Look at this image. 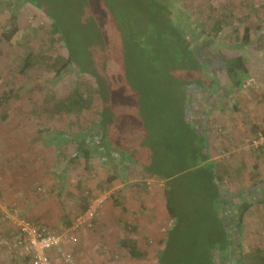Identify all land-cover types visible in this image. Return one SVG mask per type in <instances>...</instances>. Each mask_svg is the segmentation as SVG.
Instances as JSON below:
<instances>
[{
  "label": "rangeland",
  "instance_id": "obj_1",
  "mask_svg": "<svg viewBox=\"0 0 264 264\" xmlns=\"http://www.w3.org/2000/svg\"><path fill=\"white\" fill-rule=\"evenodd\" d=\"M169 2L171 6L164 4L160 9L151 5L149 0H0V71L2 73L0 97L9 96L11 102L6 105L8 110L14 112L7 123L10 125L18 123L26 131L36 129L35 132L38 134L44 132L45 134L39 136V140L50 141L53 136L56 138V134H53L55 129L66 131L67 134H79L80 131L87 129L91 121L97 123L96 126L98 122H103L108 126L105 142L110 152L109 156L115 154L127 165L138 167L131 171L130 176L132 177L130 180L135 179L136 183L132 182L126 188H131L127 190L130 209H137L135 214L145 217L142 218L141 226L138 224L137 231L122 232V235L135 238L136 241L138 239L141 247L147 250L148 258L133 263L117 264H203V262L213 264L216 260L215 257L207 254L211 251L209 233L214 224L208 220L213 215L211 212L206 213V210H210L208 198L202 190L203 178L199 175L206 164L200 169L194 167V154L191 153L197 142L200 143V136L192 132V139L189 141L187 133L183 131L185 127H181L177 121V114L182 111L184 103L180 101L182 92L195 84L194 81L197 79H194L193 75L195 69L192 67L190 69L195 59L191 55L193 51L186 52L179 47L177 32L171 30L172 26L177 25V0H169ZM39 6L45 7L46 10ZM49 10L54 14L53 17L55 19L57 17L69 30L78 52L77 65H69L61 70L60 74H57L56 68L50 63L54 58L66 59L68 48L59 36L56 37L57 41H52V18L48 14ZM155 10L159 12L154 13ZM12 12L18 16L19 30L8 40L3 36V32L11 29L9 18ZM203 23L207 24L205 19ZM186 36L190 37V35ZM101 37L108 42L109 51L104 50ZM217 43L221 44V40ZM219 44L215 45L216 49ZM142 47L145 51L141 54L139 50ZM205 49L206 47L203 46L202 58L205 61L209 60L210 63L219 64L220 57L228 56L214 55L209 49L208 54H205ZM29 55L32 65L30 64L23 72L22 68ZM200 69L205 75L203 83L209 82L208 86L216 90L220 83L216 79L214 69L205 64ZM217 73L218 77L226 75L222 68ZM78 89L81 94L89 95L95 102L94 112L82 114L81 128L69 124L75 119L73 115L63 114L60 119L50 112L52 109L50 106L58 99L71 96V92ZM212 99V96L208 97V101H213ZM218 101L214 98L213 103L216 105ZM203 105H206V102L202 101L197 109L194 106L191 109L202 111ZM86 117L88 120L85 119ZM40 129L43 132L37 131ZM46 129L53 131L48 133ZM3 145L4 143L0 142V264H29L23 255L15 256L9 248L10 242L17 237V231L12 223L3 218L4 205L15 203L23 216L37 221L41 228L60 232L65 226V212L73 219L81 211V197L86 192L90 195H98L109 193L111 190L115 195H119V188L111 186L109 180L114 173L121 178L117 185L124 186L129 181V176L126 182L122 179L123 169L126 170L124 166L118 164L111 167L103 157H100L101 153L94 151L88 167L83 158L74 163L65 182L69 189L61 193L62 196L58 199L56 198L60 194L57 190L50 194L51 192L47 191L42 183H23L24 186L21 187L27 185L29 187H26L27 193L21 194L17 188L19 183H15V180L17 181V177L20 180L25 178V175L21 174L23 169L17 167L22 157L19 156L16 160L15 151H3ZM253 150H247L251 154L244 156V159L252 158L248 165L246 162L244 172L248 174L259 172L257 180L261 179L263 182L253 195L256 204L252 207L254 208L252 216L246 219L249 236L240 238L235 228L233 238L236 242L239 238L243 242L245 240L246 248L257 245L264 251V204H257L258 201H264V163L261 164L260 160L254 159ZM55 154L57 155L51 153L49 157L56 160ZM73 154L75 150L70 149L63 155L71 157ZM47 160L45 157L44 162L36 160L31 164L38 167L37 170H41L50 164ZM36 163H40V166ZM61 165L62 163L58 162V171H62ZM55 173L57 174L53 176ZM61 173L48 172L45 176L59 182L62 180ZM164 174L175 175L172 188L178 215L172 219L166 209L165 221L159 217L160 223L157 224L152 220H154V212L161 207H157L155 195L159 191L162 199L164 184L153 178L164 177ZM235 176L234 174L230 176L234 178L228 177L227 184H223L228 193L238 188V184L234 183ZM241 180L245 181L242 177ZM207 183L208 181L205 180V184ZM23 194L26 196L25 204L20 203L19 200V197L24 198ZM142 197L145 199L143 206H141ZM228 200L226 199V209L230 203ZM245 200L246 198L242 196L241 199L236 200L235 205L238 206L239 202ZM41 211L48 215L40 213ZM115 212H111L105 218L106 224L110 222ZM120 213L133 217L131 212L120 211ZM114 222L115 220L112 221ZM79 234L85 241H89L90 235L96 236L95 240L101 243L97 252L102 251L105 254L109 251L108 238H105L103 233H101L102 237H97L99 233L90 230L78 232V240L73 243L74 245H70L74 246L73 249L79 250L80 245L84 244ZM91 241H93L92 237ZM218 245L222 246V243L218 242ZM64 248H69V244ZM220 248L224 249L223 246ZM73 249L70 250L75 253ZM254 251L252 249V253ZM103 257L100 255L94 259L91 256L84 261L85 264H105ZM74 259V263L78 264V256ZM53 263L68 264L55 253Z\"/></svg>",
  "mask_w": 264,
  "mask_h": 264
},
{
  "label": "crops",
  "instance_id": "obj_2",
  "mask_svg": "<svg viewBox=\"0 0 264 264\" xmlns=\"http://www.w3.org/2000/svg\"><path fill=\"white\" fill-rule=\"evenodd\" d=\"M204 19L207 24L203 23ZM177 25L180 32L182 30L184 31L183 33L186 38V35H190L188 38L193 42L196 54L198 53V50L201 51L204 46V48L206 47L207 50L209 49L214 55H242L244 58L246 69L243 73H241L237 86L231 81L227 73H225L226 75L224 77H218L217 80L220 84L216 90H212L208 85L206 87L203 86V89L197 88V83L192 84L193 86L190 85L188 89H184L182 94L185 98L183 96L180 98V101L184 102L183 108L182 111L177 114V121L181 127H185L183 131L187 133L189 141L192 139V132L194 135H208V151L210 153V157L207 161H204L201 164L193 165L194 167H197L198 169L207 162L214 163L215 166L220 169L218 170L217 175L220 177L222 185L227 184L226 181L229 180L228 177L234 178L230 176H233L234 174L236 175L234 183L238 184L237 189H233V191L228 193L227 189L223 185V189H225L224 203H226V199H229L228 201L230 203L227 209V205H225L223 208L225 210H221V216L225 221L227 230L232 233V237H234L233 230L236 228L240 238L244 236L247 238L249 236V225H246V219L252 216V210L254 209L252 207L253 204H256L253 195L256 194L258 189H260L259 182H261V179L257 180L260 175L259 172H251L249 174L248 172H244L246 162L248 165V162L252 158L244 159V156L251 153L247 151L248 149L245 148L243 143L247 138L254 137L259 132H264V0H177ZM245 31H247L250 36V41L248 43L241 42ZM218 40H221V44L217 43L219 44V47L216 49L215 45H217L216 42ZM209 66L214 69V73L220 69L216 68L220 67L218 63H210ZM215 68L217 70H215ZM222 70L226 71L224 67ZM249 76H254L258 84L245 89L242 87V84ZM209 96H212L213 101H208ZM214 98L219 100L216 105L213 103ZM202 101L206 102V105H203L204 107L202 111L191 109L192 106L197 109L198 104ZM9 102H11L9 96L8 98L3 95L0 97V142L4 143L3 151H15L14 158H16V160L19 159V156L22 157L17 167L20 170L23 169L21 174L23 176L25 175V178H22V180H20L19 177L16 178L17 181L15 180V183H19L17 184V188H19V191L22 194L27 193L28 189H26V187H29V185L21 187V185L24 186L23 183H42L46 187L47 191L51 192L50 194L55 193L57 190L58 194H60L56 198L58 199L62 196L61 193H64L69 189L65 182L69 178V172L72 170V166L74 165V163L70 164V157H65L63 154L70 149L75 150V144L67 138L65 133L66 131L63 132L60 129H55L53 133L56 134V138L53 136L50 141H44L39 140V136L41 137L44 133L41 129L37 131L39 133H43L38 134L35 132L36 129L26 131V129H23L18 123L10 125L7 123V120H10V117L13 116L14 112L13 110L11 111V109L8 110L6 104H9ZM46 130L48 133H52L51 131H53L51 129ZM59 131H62L63 133H59ZM18 133L19 135H17ZM16 136H18V138ZM35 143L37 145H35ZM91 145L93 147L97 146L96 141L92 142ZM51 146H54L53 149H48ZM9 148H12V150ZM194 149L195 147L191 150V153L195 155ZM252 149H254L253 152L255 153L254 159L260 160L261 164L264 163V146L258 149ZM17 151L19 152L17 153ZM25 152L27 153L23 154ZM51 153H57V155L55 154L56 160L49 157ZM248 156L252 157L250 155ZM45 157L50 163L47 166L45 165V168L37 170L36 168L38 167L31 164V162L36 160L44 162ZM100 157H102V154ZM28 160L29 162H27ZM103 160L109 163L111 167H115L120 164L126 168V170L123 169L125 179H122L124 182L128 180L127 177L129 176V181L125 183L124 186L123 184L117 185V182L121 178L117 173H114V177L111 180V186H116V189L119 188V195L110 193L104 202V206L101 210L99 216L100 218L97 220L98 222L96 226L93 229H89L90 231H97L99 233L97 237H102L101 233H103L104 237L108 238L109 251L105 254H103L102 251L97 252L101 243H98L95 240L96 236L90 235V239H88L89 241H85L81 234H79L80 239L84 244L80 245L79 250H76L75 248L73 249L74 246H70L74 244H69V248H67V250H70L71 248L74 250V257L76 258V256H78L79 258L78 264L82 261V264H85L84 260L89 259L91 256L95 259V257L98 258L100 255L101 257L104 256L103 258L105 260L103 261H105V264L137 262V260L140 259L130 256L129 252L123 247L124 241L135 240V238H131L126 235L124 236L122 235V232H128L131 230L137 231L139 228L137 227L138 224L141 226L140 223L143 221L142 218L145 217H141V215H139V217L135 214L137 209H130L127 190H130L131 188H126V186L131 185L130 183H136L135 179L130 180L132 178L130 176L131 171L138 167L137 165H127L124 161L117 158L115 154L111 155L109 160L105 159V157H103ZM79 161L80 159L77 162ZM58 162L62 163V171H58L57 169ZM36 165L40 166V163H36ZM56 171L58 173L62 172L60 174L62 180L59 181L61 184H59L57 180L54 181L46 178V174L48 172L54 173ZM141 172L143 171L141 170ZM56 174L57 173L53 174V176ZM241 177L244 178L245 181L241 180ZM153 179H158L157 181H162L160 183L164 184L162 187L163 195L161 194L162 199L160 198L159 191H157V195H155V197H157V207L159 206V208H161H157L154 212L155 216L152 222L158 224L160 219L162 221H165L166 219V179H164V177ZM255 183H258V185ZM22 196H24L25 199L19 197L20 203L25 204L26 196L25 194ZM242 196L245 197V201L249 204L251 203L252 206L243 214V217L238 220L239 205L245 201H242L241 203L239 202L238 206L235 205V203L236 200H238V198L241 199ZM252 196L253 198H251ZM144 201L145 199L143 198L141 206L145 204ZM230 204L232 205L230 206ZM34 209L36 210V207H34ZM114 211L116 212L114 213L112 219L106 224L105 218ZM120 211L123 213L131 212L133 217H130L129 215H122L121 213L119 214ZM161 212H163L162 216ZM208 212L211 211L206 210V213ZM40 213L43 212L41 211ZM43 214L48 215L47 213ZM122 217H124V219ZM170 217L173 219L171 215ZM44 219H46V217H44ZM114 220L115 222L112 223ZM106 229L109 232L108 234ZM114 231L115 233H113ZM244 233H246V235H244ZM16 234V236H18V232H16ZM91 237L93 238V241H91ZM240 238L237 241V247H241L243 256L246 255L248 257H254L256 249H258L259 246L250 245V248H246L245 246L247 245L244 243L246 241L244 240L243 242ZM137 245L139 248L141 247V243L140 241L138 242V239ZM231 248H233V245H231ZM252 249L255 250L253 253ZM234 253L235 252L231 249L232 256H228V262L230 263L232 261L231 259H233L242 263L240 253ZM217 257H219V255ZM146 258H148V254ZM222 262L228 263L225 259L222 260ZM246 263L248 264L251 262H249L248 259L246 260Z\"/></svg>",
  "mask_w": 264,
  "mask_h": 264
},
{
  "label": "trees",
  "instance_id": "obj_3",
  "mask_svg": "<svg viewBox=\"0 0 264 264\" xmlns=\"http://www.w3.org/2000/svg\"><path fill=\"white\" fill-rule=\"evenodd\" d=\"M151 2V5H155L156 7L158 6L160 9H162L165 5H170L171 3L169 2V0H149ZM38 7V6H37ZM40 8H43L46 10L45 7L39 6ZM157 7V8H158ZM159 9V10H160ZM172 9L174 11H176V9H174L172 7ZM159 10H155L154 13H156V11L159 12ZM171 10V11H173ZM48 11V10H47ZM161 11V10H160ZM51 10H49L48 14L51 16V34H52V41L55 42L57 41V36H59L60 39H62L64 41V43L66 44V47L68 48V57L66 59L59 57L57 59H52L50 65H52V67L56 68L57 74H60L61 70L67 68L69 65H77L78 61H77V54L78 52L76 51V48L73 44V38L71 36V33L69 32V30L64 27L63 23L56 17V19L53 17L54 14H50ZM156 15V14H155ZM10 20V25H11V29H9L8 31H4L3 32V36L5 37V39L10 40L19 30V26H18V16L15 12H12V15L9 18ZM172 31L177 32V40L179 41V47H181L182 50L188 52V51H193L192 52V57L195 59V61H192L193 64L190 65V69L191 67L195 69L194 72V79H196L197 81L200 80L202 82H195L197 83V88H202L203 86H207L209 84V82L207 83H203L204 82V78L205 75L202 73L201 71V67H204V64L206 66H209V60L205 61V59L202 58L201 55V51L198 50V53L196 54L195 49H194V45L193 42L189 39L186 38L184 36V31L182 30L180 32V30L178 29V25H174L171 27ZM102 39V37H101ZM250 41V36L248 34L247 31H245V34L243 35L242 41L243 43H248ZM102 42H104V50L109 51V47H108V42H105L104 39H102ZM180 49V48H179ZM141 52V54L145 51V48L142 47L141 50H139ZM205 54H208V50L205 49ZM31 55V54H30ZM30 55L26 58V63L24 64L22 71L25 72L28 68V66H30V64L32 65V62L30 61ZM176 58V57H175ZM182 58H186V57H182ZM31 62V63H30ZM213 63V62H212ZM219 65L220 67H216L218 68H223L226 70L225 72L227 73V75L230 77L231 81L234 82V84L239 83V78L241 73L244 72V70L246 69L245 64H244V58L242 55H232V56H228L226 58L220 57L219 59ZM210 67V66H209ZM218 71H216L214 74L216 76V79H218ZM198 77H200L198 79ZM220 78V77H219ZM193 81V80H191ZM2 82V73L0 71V84ZM193 86V85H192ZM203 89V88H202ZM71 96H67L66 98H60L56 101V103H54L53 105H51L50 107L51 109V114L54 117H59L60 119H62L63 114H67V115H73V117L75 119H73V121H70L69 124L71 126H75L78 128H81V125L83 124V119L82 118V114L85 113V115L89 112H94L95 111V102L93 99H91V97L89 95L85 96L83 93L81 94V92L78 90L72 91ZM84 95V96H83ZM6 98H8V96H5ZM88 118H90V115L88 116ZM86 120L87 117L85 118ZM76 121V122H75ZM77 122H79L77 124ZM97 123H94V121H91L87 127L86 130L80 131V133H75V134H67L66 132V136L68 139H70V141L75 144V154H73L70 157V164L77 162L80 158H83L86 162V167L89 166V162L92 158V154L94 151H98L99 153L102 154V157H105V159L109 160L110 156H109V149L108 146L106 145L105 142V138H106V133H108V126L104 125L103 122H98V126H96ZM64 132V131H63ZM62 131H59V133H63ZM199 142H197V145L194 149L195 155H194V165L196 164H201L204 161H207L208 158L210 157V153L208 151V135H202L199 134ZM97 143V146L93 147L91 145L92 142ZM113 155V154H112ZM203 168V166H201ZM201 167H199L198 169H200ZM187 168V167H186ZM220 168V167H219ZM218 169L214 163H206V167L203 168V170L201 171V174L199 173L200 177L203 178L202 181V185L204 190L205 195L207 196L208 200V209H210L211 214L213 215L212 218L208 219L209 221H211V223L214 224V226L210 229V241H211V251L207 254H210V256L215 257L216 260L214 261L213 264H224L222 262V260H227L228 262V256H232L231 254V249L236 253H240L241 256V261L242 263L235 261L233 259H231L232 261L227 264H247L246 260L249 259L248 264H264V251L263 249L261 250V248L256 249V253L254 254L255 256L253 257H248L246 255L243 256L241 247L238 248V243L236 242V240H234V238L232 237V233L229 232L227 230L225 221L223 219V217L221 216V213L224 208V206L226 205V203H224V196H225V192L223 189V185L221 183V179L220 177L217 175L218 174ZM165 175V174H164ZM173 174H166L164 176V179H166V190H165V195H166V205H167V210L169 212V214L175 218L178 215V210L177 207L175 205V199H174V190H173ZM114 176H111L109 178V180L111 181L113 179ZM205 180L208 181L207 184H205ZM263 182V180L261 182H259V184L261 185V183ZM256 185H258V183H255ZM253 189V187H252ZM255 190V189H254ZM89 192H86L82 197H81V211H84L87 206L89 205L91 199L93 197H95V195H90ZM226 202V201H225ZM264 204V201H258L257 204ZM252 204L248 203L247 201L243 202L241 205H239V215H238V220H240L243 217V214L249 210L251 208ZM254 206V204H253ZM222 210V211H221ZM80 211V212H81ZM65 226L64 229H67L73 222L74 218L71 219L70 216L67 214V212H65ZM31 219V218H29ZM36 225H38L39 227H41L37 221L31 219ZM62 230V231H63ZM218 242L222 243V246L224 249L221 250L220 247L218 245ZM231 245H233V248H231ZM123 247L129 252L130 256H132L133 258H138V259H145L147 257V250L146 249H142L139 248L137 245V241L135 240H126L123 242ZM226 248V249H225ZM237 249V250H236ZM72 252V251H71ZM73 253V252H72ZM234 253V254H235ZM219 257H217L218 255ZM74 255V254H73ZM247 257V258H246ZM52 260H53V253H52ZM27 259V258H25ZM222 259V260H221ZM28 260V259H27ZM221 260V261H220ZM206 262H203V264Z\"/></svg>",
  "mask_w": 264,
  "mask_h": 264
},
{
  "label": "built area",
  "instance_id": "obj_4",
  "mask_svg": "<svg viewBox=\"0 0 264 264\" xmlns=\"http://www.w3.org/2000/svg\"><path fill=\"white\" fill-rule=\"evenodd\" d=\"M258 84L254 76H249L243 82V88L256 86ZM246 149L260 148L264 146V132H259L256 136L247 138L244 141ZM112 193V191L110 190ZM110 192L95 195L84 211L79 212L72 224L60 232H52L36 225L31 219L21 214L17 204L4 205L2 216L13 224L18 232V236L10 242V250L14 255H23L29 264H54L52 253L59 256L64 263L73 264L74 255L70 250L64 248L68 244H73L78 240V232L93 229L99 218L105 200Z\"/></svg>",
  "mask_w": 264,
  "mask_h": 264
}]
</instances>
